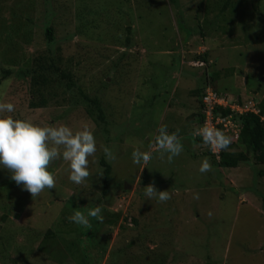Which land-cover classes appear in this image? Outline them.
<instances>
[{"label": "rangeland", "instance_id": "374dc122", "mask_svg": "<svg viewBox=\"0 0 264 264\" xmlns=\"http://www.w3.org/2000/svg\"><path fill=\"white\" fill-rule=\"evenodd\" d=\"M220 1L179 0L177 11L169 0H0V63L25 68L34 53L61 46L65 61L75 55L78 82L101 99L111 120L109 130L99 129L82 104L73 111L68 104L36 110L16 105V118L41 126L68 125L76 131L88 125L97 151L81 185L68 179L67 162H52L56 186L35 198L10 179L7 169H0V264H6L5 255L15 254L27 264H151L153 259L165 264H264V175L258 173L264 165L219 166L193 137L200 126L193 93L203 85L200 73L217 72L215 87L231 97L264 96V82L261 89L259 82L264 76V29L247 26L249 19L257 23V11L251 3L233 0L236 4L217 15ZM199 7L210 13L197 19ZM79 11L88 19L81 27ZM120 11L133 20L134 48L120 42L132 24L129 18L122 25L116 21ZM49 24L56 28L53 45L45 37ZM196 28L206 29L205 36L196 31L187 36ZM123 51L127 55L114 66ZM204 52H209L208 62L196 57ZM13 89L3 88L0 102H13L9 92H19ZM161 125L170 133L178 131L181 154L169 163L167 154L153 148L146 166L133 164L132 151L149 150ZM104 146L112 149L115 160L105 159ZM240 149L245 147L230 150ZM205 158L212 167L200 173ZM102 160L112 167L105 193L104 178L96 175L103 173ZM4 180L14 188H4ZM149 184L168 191L170 199L147 200L144 187ZM74 194L87 201L84 209L75 203L78 210L101 201L103 221L89 218L90 229L70 222L73 212L66 215L69 206L63 199ZM113 211H118L115 225L104 220L107 215L113 222ZM49 230L55 236L42 238ZM90 243L92 249L84 250Z\"/></svg>", "mask_w": 264, "mask_h": 264}, {"label": "trees", "instance_id": "16d2710c", "mask_svg": "<svg viewBox=\"0 0 264 264\" xmlns=\"http://www.w3.org/2000/svg\"><path fill=\"white\" fill-rule=\"evenodd\" d=\"M242 2L251 3L253 5V8L255 12L258 15V21L255 25H252L249 19V24L247 26H253L255 29H264V0H241ZM169 3L178 11V7H180L179 0H169ZM202 4V3H199ZM219 4L218 13L220 14L223 10H227V7L229 4H236L233 0H222L216 5ZM200 6V5H199ZM234 6V5H233ZM233 6H231L233 8ZM200 12L197 14V19H199L202 15H208L210 12L205 11L199 7ZM231 8V9H232ZM89 9H87V12ZM119 12V11H118ZM234 12V11H233ZM232 12H230L231 14ZM124 11H120V13H117V20L118 22L122 24H125L123 22V19L129 18V20L132 22L126 27L124 37H121V43L123 44V48H134V46H138V42L136 40V28L133 25V20L129 17L124 15ZM179 17V20L181 21V11L179 10L178 13H176ZM77 20H80L79 25L80 27L83 26V24L87 23L86 17L80 13L76 16ZM205 18L208 19V16ZM182 23V22H181ZM200 23V21H199ZM183 24V23H182ZM205 24V23H203ZM85 26V25H84ZM205 28V25H204ZM88 29V25L87 28ZM206 29H190V33H187V36H190L192 32H199L202 36H205ZM81 31V30H79ZM45 37L49 44H54L57 36H56V28L54 25L49 24L46 27L45 30ZM186 35V33H185ZM78 37L83 38L81 32L78 33ZM114 39L115 36L113 35ZM185 40V39H184ZM76 41V40H74ZM186 41V40H185ZM115 43H118V40L114 41ZM77 44H80L81 41L76 42ZM183 46V45H182ZM181 46V48H182ZM51 47H48L47 52H42L39 55H35L31 57V64H29L27 67H16L12 62H4L0 63V99L3 96V88H10L9 91H11L13 88L17 92L15 95L14 92H9V100L10 98H13V102L11 103L14 105V109L16 110L17 106L26 105L30 110H36L39 108H48L50 106H69L70 111H73L77 107H79L81 104L85 106L87 115L91 117L95 125L99 127V129H108L107 125L110 124L111 120L108 119L104 105L102 104L101 99L98 96L89 95L85 92V90L82 88L80 83L77 80V76L75 75V62L76 57L70 56L68 60L65 61L64 55H63V49L61 46L53 47L55 52L50 49ZM90 49V48H87ZM140 49V46L138 47ZM183 49V48H182ZM128 51V49H127ZM127 51H123L120 54V57L117 58V61H113L114 66L116 62L121 61L122 63V56H126L128 53ZM208 53H199L196 55L197 59L201 61H209L208 59ZM120 60V61H119ZM113 66V67H114ZM204 76L203 78V85L199 88L192 89L193 93L196 94L198 98V112L195 114L199 115L200 126L203 123L204 114L202 112L204 103L202 101V98L205 94V90L207 87L211 86L215 90H218L215 87V81L218 77V73H214L209 75L207 71L202 72L198 75V77ZM208 76V77H207ZM105 83H108V81L104 80ZM13 89V90H14ZM76 90V91H75ZM221 91V90H218ZM69 92H72V95L69 94ZM15 95V96H14ZM7 102H9L8 99H6ZM78 105V106H77ZM73 107V109L71 108ZM259 107H260V113L259 116L254 113L249 114H242L239 115L238 113L234 114V120L239 123L237 124L240 132L237 139H233V135H230L231 141H235V143L231 142L227 150H221L220 153H214L209 150L208 146L204 145L202 143V140L199 136H193L194 140L199 144L200 148H206L203 152L208 154L211 157V160L214 164H218L219 166L224 167H238L242 164H250L254 163L264 165V120L262 118L264 117V96L260 98L259 100ZM218 109L221 110L222 114H229L231 112L230 109L224 108V107H218ZM13 118H16V115H13L11 113ZM66 116V114H65ZM110 117V116H109ZM112 118V117H111ZM16 119H22L21 117ZM38 124V123H37ZM104 126V128H102ZM199 126V127H200ZM109 130V129H108ZM227 135V134H226ZM243 145L245 147L244 149H240L238 151H232L230 149H233L234 147H237L239 145ZM101 164H103L104 170H103V178H104V190L103 193H105L109 188V181H110V172H111V165L107 163L105 160L101 161ZM258 173L262 176L264 175V168H261L258 170ZM5 181V180H4ZM3 181V182H4ZM4 188L10 186V188H14L10 181H5L3 183ZM9 191V190H7ZM64 190H60L59 193H62ZM79 191V190H78ZM8 193V192H7ZM81 193L83 194V190H81ZM77 194L71 195V196H65L63 201L67 202L66 206H69V210H65L66 215H70V212H74L78 209H75L74 206L75 203L79 204V207L82 206L84 209V206L86 205V202L83 201V197L76 198ZM263 201H264V195ZM76 200V201H75ZM101 202V201H99ZM99 202L95 204V206H99ZM95 203V201H94ZM94 206V207H95ZM93 207V208H94ZM100 207V206H99ZM86 208V207H85ZM101 208V207H100ZM90 209V207L86 210H79L85 214H87V211ZM105 207L101 208V215L104 217ZM118 211H113V222L110 219H108V216L105 215V221L108 220L110 223H114L117 219V213ZM5 219V217H4ZM136 222V220H135ZM116 222L114 223V225ZM55 236V233L51 230L47 231L45 234H43L42 238H48V237ZM94 241L96 240L93 239ZM79 241L82 243V239H79ZM7 241H4V245L2 247L6 250ZM91 246L92 244H87L84 247V250L88 246ZM17 251V250H16ZM20 254H23V250H20ZM103 253V257H104ZM7 256V257H6ZM102 257V259H103ZM113 257L115 259V256L113 254ZM4 262L6 264H27L26 261H18L17 254H15L14 257L5 255L4 256ZM20 262V263H19ZM151 264H165L164 262H158L156 259L151 260ZM114 264V263H113ZM210 264V263H209Z\"/></svg>", "mask_w": 264, "mask_h": 264}, {"label": "clouds", "instance_id": "9594fccd", "mask_svg": "<svg viewBox=\"0 0 264 264\" xmlns=\"http://www.w3.org/2000/svg\"><path fill=\"white\" fill-rule=\"evenodd\" d=\"M225 95L230 103L242 104L243 102L256 101L259 107L260 98L256 96L244 99ZM14 110L12 103L0 102V169H7L11 173L10 179L22 190L29 192L32 198L38 197L46 189L55 188V175L49 170V166L58 159L67 162L68 179L76 185L83 184L91 174L89 169L90 158L94 157L97 151L95 134L91 128L84 125L81 129L74 131L68 125L41 126L28 119H16L11 115H4L5 113H12ZM249 113L254 112L238 114ZM256 115L259 116V113ZM193 135L199 136L202 143L213 152L227 150L232 142L230 136L207 123L204 125L202 123L199 128L194 129ZM153 148L159 150L162 156L167 154V160L171 163L183 151V144L178 137V131L170 133L167 125H161L157 129L154 142L149 144V150L134 149L132 151V163L146 166L152 159ZM103 153L109 162L116 159L112 149L107 146L103 147ZM211 167L205 158L202 160L198 171L206 173L211 170ZM96 175L103 176V173L97 172ZM144 196L147 200L156 199L159 202L170 199L168 191H159L152 184L144 187ZM92 217L97 218L100 222L103 221L99 206L90 208L87 214L76 210L67 219L78 226L90 229L89 218Z\"/></svg>", "mask_w": 264, "mask_h": 264}, {"label": "built area", "instance_id": "2783aa9c", "mask_svg": "<svg viewBox=\"0 0 264 264\" xmlns=\"http://www.w3.org/2000/svg\"><path fill=\"white\" fill-rule=\"evenodd\" d=\"M204 103L203 107V125L207 123L209 126L222 130L228 136L233 135V139H237L240 129L234 120L235 113H247L254 112L260 113V108L257 106L256 101L243 102L242 104L230 103L225 94L216 91L213 88L208 87L202 98ZM218 107H224L230 109L229 114H222ZM221 150H217L214 153H220ZM213 152V151H212Z\"/></svg>", "mask_w": 264, "mask_h": 264}, {"label": "water", "instance_id": "95a60500", "mask_svg": "<svg viewBox=\"0 0 264 264\" xmlns=\"http://www.w3.org/2000/svg\"><path fill=\"white\" fill-rule=\"evenodd\" d=\"M259 81H260V86H261V84L264 82V76L260 77ZM126 187H128V186H126Z\"/></svg>", "mask_w": 264, "mask_h": 264}]
</instances>
